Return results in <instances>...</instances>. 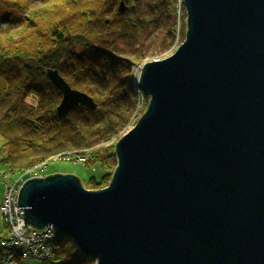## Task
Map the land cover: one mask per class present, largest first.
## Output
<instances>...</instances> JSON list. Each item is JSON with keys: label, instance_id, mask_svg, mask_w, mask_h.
I'll list each match as a JSON object with an SVG mask.
<instances>
[{"label": "water", "instance_id": "1", "mask_svg": "<svg viewBox=\"0 0 264 264\" xmlns=\"http://www.w3.org/2000/svg\"><path fill=\"white\" fill-rule=\"evenodd\" d=\"M183 4L185 39L141 68L148 105L114 144L110 183L53 173L19 191L27 227H51L96 264H264V0ZM45 76L57 118L96 109Z\"/></svg>", "mask_w": 264, "mask_h": 264}, {"label": "trees", "instance_id": "2", "mask_svg": "<svg viewBox=\"0 0 264 264\" xmlns=\"http://www.w3.org/2000/svg\"><path fill=\"white\" fill-rule=\"evenodd\" d=\"M12 1L18 0L0 2L4 12H11L10 25L0 27V167L12 174L55 156L81 157L86 167L102 171L98 181L89 179V190L104 189L117 165L114 144L136 122L132 70L145 58L149 34L161 26L166 31L159 49L171 48L177 37V0ZM120 1L127 7L122 15L117 11ZM6 2L12 6H4ZM47 70L57 71L72 89L88 95L96 109L77 108L65 119L57 118L61 96L46 78ZM30 97L35 105L27 103ZM6 231L0 232V241ZM49 246L50 256L37 262H95L64 236ZM12 252L0 247V264L16 250Z\"/></svg>", "mask_w": 264, "mask_h": 264}, {"label": "rangeland", "instance_id": "3", "mask_svg": "<svg viewBox=\"0 0 264 264\" xmlns=\"http://www.w3.org/2000/svg\"><path fill=\"white\" fill-rule=\"evenodd\" d=\"M1 2V0H0ZM12 2H16V3H21V0L18 1H12ZM30 3L32 4H38L41 2V0H29ZM6 5L4 6H12V4L6 2ZM5 9L4 7L1 6L0 4V27L1 29L8 27L9 21H8V13L11 12H4ZM182 11V9H181ZM21 13V12H20ZM181 16L183 15V13L180 14ZM183 18H181L180 21V26H179V31L177 34V38L174 39L173 44L171 46V48L165 52L161 51L159 49V39L165 34L166 29L164 28V26L161 28H158L157 30L152 31L147 40L145 41V58L144 60L138 64V72H137V77L140 74V70L141 68L150 62L153 61H162L166 58H168L169 56H171L175 51L176 48L181 44V42L184 41L185 39V33H184V25L182 22ZM3 21V22H2ZM2 22V23H1ZM11 23V22H10ZM15 24H13L11 26L12 28H15ZM137 68V69H138ZM133 71V70H132ZM149 98H146V101L148 102ZM27 103L31 104V105H35L36 103V99L35 98H28L27 99ZM145 107H143V109L145 110ZM136 122L137 120L141 117V115L144 113V111H141V108H137L136 107ZM135 122V123H136ZM132 128V126H130L128 129H126V131H121L119 136H123L127 131H129ZM124 133V134H123ZM3 144V139L0 137V147ZM67 156V155H64ZM3 158V156L0 154V161ZM64 157H60V156H55L51 159H49V161H46V168L43 172V176L42 177H47L53 173H57V174H68V175H75L78 176L79 181L82 185V187L84 189H90L89 188V179L90 178H94L95 180H99L101 175H102V171L98 166H93V167H86L83 163L78 162L77 159L74 158H69L66 157V160H63ZM19 178V175L17 173H12V174H7L4 172V170L0 167V203H1V197H2V193L4 190V185H11L13 184V182ZM25 179V178H24ZM22 187V185H21ZM22 209V208H21ZM23 211H22V215H23ZM48 229H52L51 227H46ZM27 229H29V232H27ZM6 229L4 228V225L0 219V232L3 234L5 233ZM37 230H35L34 228L31 227H27L26 224H24L21 228V232H16L14 233V235L16 236V239L19 240L20 237H22L21 235H33ZM11 235V234H10ZM14 239V238H13ZM19 245V244H18ZM1 247V246H0ZM3 248V247H2ZM18 248L17 245L14 246L13 252L15 251V249ZM12 252V253H13ZM13 255H15L13 253ZM48 258V257H47ZM14 260H16L15 258H13ZM39 261H43V259L39 260ZM97 262H94V264H96ZM22 264H41L40 262L34 261V260H25L22 262Z\"/></svg>", "mask_w": 264, "mask_h": 264}, {"label": "built area", "instance_id": "4", "mask_svg": "<svg viewBox=\"0 0 264 264\" xmlns=\"http://www.w3.org/2000/svg\"><path fill=\"white\" fill-rule=\"evenodd\" d=\"M181 0H178L176 6V13L178 14V22H180V7ZM139 68H135L132 75L136 80L137 72ZM137 105H140L144 101V97L139 90H135ZM137 108H139L137 106ZM129 127H127L128 129ZM83 161V159H82ZM46 168V163L42 162L36 165L34 168L23 171L18 179L13 184L7 186L4 185L2 194V201L0 204V218L7 226L6 236L0 241V246L5 249H14L17 245L18 253L9 254L2 258L1 264H18V260L35 258L38 260L45 259L50 256V242L55 238V232L52 229L45 228V230L36 231L30 237L21 235L22 237L16 239L14 233L21 232L22 226L25 224L22 215V209L18 206V195L21 189V185L24 183V178L42 177ZM11 234V235H10ZM14 238V239H13ZM26 241L28 243H26ZM19 244V245H18ZM15 258L16 260H14Z\"/></svg>", "mask_w": 264, "mask_h": 264}, {"label": "bare ground", "instance_id": "5", "mask_svg": "<svg viewBox=\"0 0 264 264\" xmlns=\"http://www.w3.org/2000/svg\"><path fill=\"white\" fill-rule=\"evenodd\" d=\"M177 3H178V0H177ZM176 3V4H177ZM181 8H180V14H181V9L183 8L184 9V11H185V7H184V4H183V0H181V6H180ZM185 14L183 15V16H181V18H183V20H182V22H183V25H184V33H186V21H187V16H186V12H184ZM175 17H176V33L178 34V31H179V26H180V22H178V20H179V18H178V14L177 13H175ZM180 21H181V19H180ZM177 29H178V31H177ZM177 38V37H176ZM182 43V42H181ZM177 49V48H176ZM139 66L138 65H136L134 68H138ZM133 68V69H134ZM60 93V92H59ZM60 96H61V94H60ZM149 101V100H148ZM148 105V103H147V101L146 100H144L143 102H141L140 103V105H137L139 108H141V111H145L146 110V107H145V110L143 109V107L144 106H147ZM126 129L127 128H125L123 131H126ZM128 132V131H127ZM126 132V133H127ZM124 134V133H123ZM66 159V158H65ZM82 159L83 158H81V157H79V158H77V161L78 162H81V163H83V161H84V159H83V161H82ZM27 181V180H26ZM24 219V218H23ZM35 230H37V229H35ZM41 230H45V228H43V229H41ZM41 230H37V231H41ZM53 230V229H52ZM26 237H30L29 235H26ZM60 237H62V235H58L57 233H55V238H54V240L56 241V240H58ZM53 240V241H54ZM72 241V240H71ZM73 242V241H72ZM26 243H28L27 241H26ZM74 243V242H73ZM50 250H51V248H50ZM80 252V254H82V255H84L81 251H79ZM25 260H36V261H38V259H35V258H27V259H22L21 260V262H23V261H25Z\"/></svg>", "mask_w": 264, "mask_h": 264}]
</instances>
